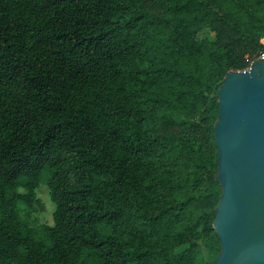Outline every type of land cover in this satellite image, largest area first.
<instances>
[{
    "label": "trees",
    "instance_id": "trees-1",
    "mask_svg": "<svg viewBox=\"0 0 264 264\" xmlns=\"http://www.w3.org/2000/svg\"><path fill=\"white\" fill-rule=\"evenodd\" d=\"M263 40L264 0H0V264H214L217 94Z\"/></svg>",
    "mask_w": 264,
    "mask_h": 264
},
{
    "label": "water",
    "instance_id": "water-1",
    "mask_svg": "<svg viewBox=\"0 0 264 264\" xmlns=\"http://www.w3.org/2000/svg\"><path fill=\"white\" fill-rule=\"evenodd\" d=\"M217 96L214 229L222 251L214 264H264V59L229 73Z\"/></svg>",
    "mask_w": 264,
    "mask_h": 264
},
{
    "label": "rangeland",
    "instance_id": "rangeland-1",
    "mask_svg": "<svg viewBox=\"0 0 264 264\" xmlns=\"http://www.w3.org/2000/svg\"><path fill=\"white\" fill-rule=\"evenodd\" d=\"M38 198L41 201L43 210L38 212L34 216V219L39 224L53 225L54 204L50 200L49 189L45 184H42V186L38 189Z\"/></svg>",
    "mask_w": 264,
    "mask_h": 264
},
{
    "label": "built area",
    "instance_id": "built-area-1",
    "mask_svg": "<svg viewBox=\"0 0 264 264\" xmlns=\"http://www.w3.org/2000/svg\"><path fill=\"white\" fill-rule=\"evenodd\" d=\"M262 44L264 45V40L262 41ZM262 59H264V52L261 53L260 56L257 57L256 59H253V60L251 61V64H250L249 68H247V69L244 70V71H248V70H250L251 67H252V65H253L254 63H256L257 61L262 60Z\"/></svg>",
    "mask_w": 264,
    "mask_h": 264
}]
</instances>
